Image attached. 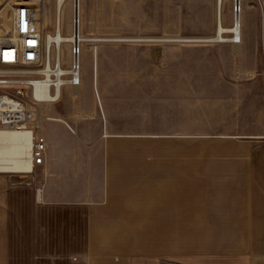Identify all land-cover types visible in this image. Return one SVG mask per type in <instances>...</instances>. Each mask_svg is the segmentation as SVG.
<instances>
[{"label":"crops","instance_id":"0c3cea01","mask_svg":"<svg viewBox=\"0 0 264 264\" xmlns=\"http://www.w3.org/2000/svg\"><path fill=\"white\" fill-rule=\"evenodd\" d=\"M91 1L104 37L109 0ZM156 3L139 0L134 34L165 32ZM180 42L115 81L100 43L93 88L44 110L43 164L0 177V264H264V0H244L238 44ZM190 140L200 166L243 173V199H188Z\"/></svg>","mask_w":264,"mask_h":264},{"label":"rangeland","instance_id":"374dc122","mask_svg":"<svg viewBox=\"0 0 264 264\" xmlns=\"http://www.w3.org/2000/svg\"><path fill=\"white\" fill-rule=\"evenodd\" d=\"M21 0H0V25L5 26L7 18L11 14L10 8L17 5ZM91 0H82V33L84 35L91 34L94 29L91 22V10L94 8L90 4ZM215 0H157L156 10L157 15L164 17L162 23H158V27H164L165 32L156 36H141L134 34L135 26L139 15V0H109V22L108 33L102 37L106 39L107 44H103L109 48L105 54L102 67L108 71H112V76H108L110 80H116V69L123 67L147 68L149 66V47H156L157 49L163 47H175L191 45L188 43H181L184 40H207L214 36L215 32ZM244 0L240 1L241 12L243 11ZM54 0H43L39 6H35L37 11L36 19L39 27L44 33H51L54 24ZM94 4V3H93ZM210 7L212 12H210ZM119 9V10H118ZM235 3L232 0H225L223 4V26L230 27L232 24V17L234 15ZM120 12V19H117V12ZM7 14L8 17H5ZM88 17V19H86ZM210 20L212 22L211 27ZM159 21V20H158ZM211 28L210 31H208ZM241 30V29H240ZM69 32V9L68 4H65L62 11V34ZM95 36V35H94ZM229 38V34H225ZM99 37V36H96ZM147 40L155 43L137 42L139 40ZM187 42V41H185ZM192 42V41H190ZM206 42V41H193ZM209 42V41H207ZM216 45L227 44L228 42H212ZM211 44V45H214ZM192 53V52H191ZM63 63L67 65V48L62 47ZM190 58H196V53L190 55ZM164 59H158V63H165ZM177 60V61H175ZM176 65L178 59H174ZM91 63V53L88 46H84L82 55V83L86 80L87 88L90 86V72L89 67ZM175 65V64H174ZM193 64L185 63L184 67H192ZM211 67L210 65H208ZM99 67V63H98ZM148 76H146L147 78ZM70 93H69V92ZM76 90L64 89L58 103L52 105V112L62 114L69 110L70 103L75 99ZM67 94V95H66ZM150 95V93H143ZM149 106V99L143 103ZM46 108V109H47ZM52 114V113H51ZM210 141H205V146ZM202 141H189L190 160L188 173V199H243L244 198V181L243 173L236 171L234 173L214 172L212 165L206 159L203 164L198 163L195 153ZM149 141H142V147H148ZM227 175V176H225ZM27 176H30L27 175ZM231 177V178H228ZM9 181H22L26 176H18L16 174L0 173ZM25 177V178H24ZM227 177V178H226ZM26 180V179H25ZM185 183V181H183ZM184 190V189H183ZM178 193V192H177ZM180 199V194H174L173 199ZM147 199V198H146Z\"/></svg>","mask_w":264,"mask_h":264},{"label":"built area","instance_id":"2783aa9c","mask_svg":"<svg viewBox=\"0 0 264 264\" xmlns=\"http://www.w3.org/2000/svg\"><path fill=\"white\" fill-rule=\"evenodd\" d=\"M43 0H21L10 8L5 26L0 25V132L31 136L30 163L33 168L44 162L46 145L39 136L44 110L59 102L64 89L76 90L82 81L84 46L94 54L106 39L82 33V0H61L51 41L36 19L35 6ZM55 3V0H54ZM69 9V32L62 34V11ZM55 6V5H54ZM239 10V4L235 9ZM67 48L64 66L62 47ZM45 89L44 96L37 94ZM16 174L27 176L32 173Z\"/></svg>","mask_w":264,"mask_h":264},{"label":"bare ground","instance_id":"6f19581e","mask_svg":"<svg viewBox=\"0 0 264 264\" xmlns=\"http://www.w3.org/2000/svg\"><path fill=\"white\" fill-rule=\"evenodd\" d=\"M225 0H215V32L211 39L207 40H184V41H209L219 43H232L238 44L241 40V0H232L235 5L239 4V10H234L232 17V24L230 27L223 26V4ZM61 0H55L54 6V21L56 19V5L60 4ZM39 11L36 9V12ZM5 17H8L7 14ZM8 20V18H7ZM229 34L227 38L224 35ZM51 41H57L58 37L51 35L49 32ZM98 58L96 52L91 53V63L89 67L91 87L94 86V74L97 79ZM97 83V81H96ZM97 91V89H96ZM73 92V90H72ZM98 93V92H97ZM39 96H44L45 89H41L37 92ZM76 95V93H75ZM99 97V96H98ZM97 97V98H98ZM99 101V100H98ZM51 107V106H50ZM51 118V117H50ZM53 118V117H52ZM60 119V118H59ZM53 121V120H52ZM55 121V120H54ZM30 146L31 136L28 133L16 134L9 132H0V173L19 174L32 171V165L30 163Z\"/></svg>","mask_w":264,"mask_h":264},{"label":"water","instance_id":"95a60500","mask_svg":"<svg viewBox=\"0 0 264 264\" xmlns=\"http://www.w3.org/2000/svg\"><path fill=\"white\" fill-rule=\"evenodd\" d=\"M23 1H26V0H23Z\"/></svg>","mask_w":264,"mask_h":264}]
</instances>
